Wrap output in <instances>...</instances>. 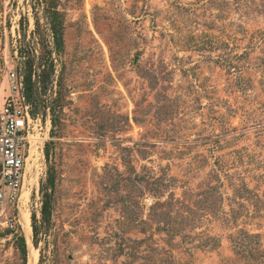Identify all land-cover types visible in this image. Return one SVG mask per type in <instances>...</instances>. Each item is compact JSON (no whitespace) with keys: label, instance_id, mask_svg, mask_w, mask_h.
<instances>
[{"label":"rangeland","instance_id":"374dc122","mask_svg":"<svg viewBox=\"0 0 264 264\" xmlns=\"http://www.w3.org/2000/svg\"><path fill=\"white\" fill-rule=\"evenodd\" d=\"M55 7L0 0V106L25 59L46 105L0 264H264V0Z\"/></svg>","mask_w":264,"mask_h":264},{"label":"built area","instance_id":"2783aa9c","mask_svg":"<svg viewBox=\"0 0 264 264\" xmlns=\"http://www.w3.org/2000/svg\"><path fill=\"white\" fill-rule=\"evenodd\" d=\"M9 93L0 106V233L18 226L22 192L29 175L31 136L42 132L35 105L18 70L8 73Z\"/></svg>","mask_w":264,"mask_h":264},{"label":"trees","instance_id":"16d2710c","mask_svg":"<svg viewBox=\"0 0 264 264\" xmlns=\"http://www.w3.org/2000/svg\"><path fill=\"white\" fill-rule=\"evenodd\" d=\"M39 4L45 5V11L49 16L56 18L59 15L55 7V0H37ZM56 26V25H55ZM54 29L58 32V27H54ZM24 65L26 68V74L24 76V86H25V94L29 101L33 102L35 105L34 114L38 113L39 110L45 108V102L43 97V92L38 88L37 82L32 79V63L28 59L24 60ZM53 188L54 182L52 179L48 178L45 183L41 184L40 192L43 196V206H42V214L43 219H47L48 215L52 210V198H53ZM34 220V219H33ZM33 231L36 233L35 226L33 224ZM21 242V250L26 258L27 247L26 242L23 236L20 237Z\"/></svg>","mask_w":264,"mask_h":264},{"label":"bare ground","instance_id":"6f19581e","mask_svg":"<svg viewBox=\"0 0 264 264\" xmlns=\"http://www.w3.org/2000/svg\"><path fill=\"white\" fill-rule=\"evenodd\" d=\"M31 139H32V150H31L30 160H34L33 154L35 153L36 149L39 147V141L42 142V138H39V136H36L34 134L33 136H31ZM29 164H30L29 171H31L32 169L31 166L33 165V162H30ZM35 182H36V178H31V179H28V181L25 183L26 188L24 187V190L22 192V197H21L22 205H21L20 213H19V220L24 225V228L26 229V232L29 238H30V233H31V219H30V213L26 205L29 201L31 188H32L31 185ZM37 258H38L37 249H35L34 247H31L29 250L28 264H36Z\"/></svg>","mask_w":264,"mask_h":264}]
</instances>
